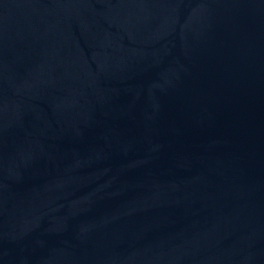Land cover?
Masks as SVG:
<instances>
[{
	"label": "water",
	"instance_id": "water-1",
	"mask_svg": "<svg viewBox=\"0 0 264 264\" xmlns=\"http://www.w3.org/2000/svg\"><path fill=\"white\" fill-rule=\"evenodd\" d=\"M0 264H264V0H0Z\"/></svg>",
	"mask_w": 264,
	"mask_h": 264
}]
</instances>
